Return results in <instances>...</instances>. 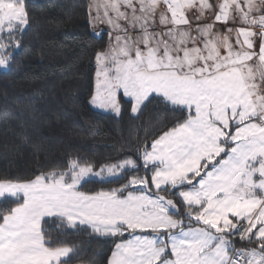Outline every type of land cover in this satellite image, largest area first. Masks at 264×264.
Segmentation results:
<instances>
[{
  "label": "snow or ice",
  "instance_id": "obj_1",
  "mask_svg": "<svg viewBox=\"0 0 264 264\" xmlns=\"http://www.w3.org/2000/svg\"><path fill=\"white\" fill-rule=\"evenodd\" d=\"M30 6L0 0V75ZM83 7L92 37L108 38L91 56L89 104L131 121L152 108L154 120L117 158L68 153L0 174V264H97L78 236L111 245L103 264H264V0Z\"/></svg>",
  "mask_w": 264,
  "mask_h": 264
},
{
  "label": "trees",
  "instance_id": "obj_2",
  "mask_svg": "<svg viewBox=\"0 0 264 264\" xmlns=\"http://www.w3.org/2000/svg\"><path fill=\"white\" fill-rule=\"evenodd\" d=\"M33 17L16 63L0 75V174L28 177L66 157L80 155L103 162L119 157L154 120L152 108L141 121L122 120L92 108L89 97L97 47L107 43L91 35L84 18V0H30ZM95 125H99L96 134ZM150 132L151 129H148ZM95 187V185H90ZM103 264L111 245L104 239L74 237ZM74 264H81L79 259Z\"/></svg>",
  "mask_w": 264,
  "mask_h": 264
},
{
  "label": "rangeland",
  "instance_id": "obj_3",
  "mask_svg": "<svg viewBox=\"0 0 264 264\" xmlns=\"http://www.w3.org/2000/svg\"><path fill=\"white\" fill-rule=\"evenodd\" d=\"M93 108V107H92ZM94 109V108H93ZM95 110H97V109H95ZM97 111H99V110H97Z\"/></svg>",
  "mask_w": 264,
  "mask_h": 264
},
{
  "label": "crops",
  "instance_id": "obj_4",
  "mask_svg": "<svg viewBox=\"0 0 264 264\" xmlns=\"http://www.w3.org/2000/svg\"><path fill=\"white\" fill-rule=\"evenodd\" d=\"M101 27H103V26H101Z\"/></svg>",
  "mask_w": 264,
  "mask_h": 264
}]
</instances>
